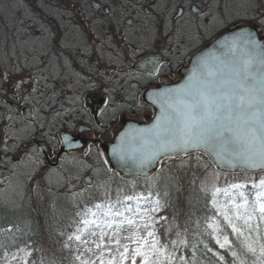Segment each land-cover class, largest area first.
I'll return each mask as SVG.
<instances>
[{
    "label": "snow or ice",
    "instance_id": "1",
    "mask_svg": "<svg viewBox=\"0 0 264 264\" xmlns=\"http://www.w3.org/2000/svg\"><path fill=\"white\" fill-rule=\"evenodd\" d=\"M211 7H209L210 12ZM215 7L219 9L218 2ZM241 7L243 8L244 5ZM194 12L197 15H204L199 7H195ZM237 16L250 22L242 24L240 31L219 39L213 50L197 56L191 74L183 83L174 87H155L145 90L147 100L159 109V114L147 127L129 124L126 129L119 131L117 142L111 148L112 159L132 177L143 176L146 180L151 178L155 184L164 177L159 173L155 177H150L149 169L157 168L165 161H178L176 164L178 169L191 167L190 162L193 157L199 166L207 170L209 164L201 161V154L207 155L220 169L233 172L239 169L246 174L256 171L264 173V38L258 36L256 31L264 29V13L260 16L250 15L245 9L244 12L237 13ZM211 20L220 25L225 23L219 11L211 13ZM42 55L47 56V53ZM38 62L43 63V61ZM27 66L29 65L26 63ZM55 67L53 65V68ZM138 67L144 69L142 74L126 73L121 79L125 80V83L127 79H136L138 82L156 79L161 74L163 62L153 56L146 58L143 63L138 64ZM14 71L19 73L21 69L17 67ZM121 79L108 78L107 83L103 85L95 82L86 85L85 91L100 88L104 93L100 101L101 106L95 110L96 116L115 121L117 113H123L125 110V100H137L134 94L117 100L120 90L127 92ZM46 80V76L29 74L28 77L22 76L13 82L6 72L0 76V92L6 91L5 84H10L16 94L28 91V96L23 98L29 100L37 92L41 96L44 95L40 90V83ZM29 84H31L30 90L26 87ZM132 87L136 88L137 85ZM87 100L86 96H75L72 103L79 102L81 105V108L75 111L91 115ZM63 110L61 106L54 111L58 116ZM31 115L28 113L29 118ZM6 119L9 123L4 138L0 139V163L11 165L13 169L31 165L34 171L29 174L34 175L35 170L43 164L40 154L48 144L54 147L56 143H60L68 149H84L83 145L74 141L67 133H61L57 141L54 135H49L47 132L41 133L45 145L38 147L33 143L37 128L31 120L23 128L13 131V116L7 115ZM50 123L55 126V119ZM95 126L101 131L106 130L99 123ZM44 127L43 123L39 125L40 129ZM94 149L97 162L106 166L95 168L97 176L102 172L118 175L119 173L109 166L105 150L99 148V141L88 144L81 155L77 156L70 152L64 159L67 160L71 156L72 159L79 160L83 167L90 168L92 165L84 158L92 155ZM10 153L23 154L14 161ZM55 171V169L49 171V183ZM76 179L79 177L77 176ZM111 179L112 177H109V180ZM168 179L171 180L173 177L169 176ZM218 180L217 172L213 174L210 188L201 185V191L210 193L211 204L224 223L222 226L220 220L215 216L211 217L212 223H209L205 230L207 235L215 241V246L230 251L233 258L231 264H264V242H261L264 237L260 230L261 223H264V178L252 182V188L256 189L252 200H249V195L244 191L248 188L247 183H233L226 188H220L216 184ZM85 183L89 187L103 188V195L106 198L111 197L108 190L109 181L97 185L89 177ZM132 187H135L134 182ZM230 189L235 191L230 193ZM86 191L87 189H83L81 192H74L72 196L75 199ZM122 191V188L117 190L118 193ZM221 193L228 198L227 203H222L218 199ZM151 195V193L125 195L122 199L117 195L114 202L95 204L93 206L95 211L86 208L84 212L78 213L82 217L79 223L83 227H78L73 235L68 236V240L87 245L90 241L82 239L86 232L97 239L91 240L95 248H85L86 252L93 253L96 258L81 259V254L76 256V261L79 264H97V261L99 264H137L139 258L140 264H204L195 255V245H193L192 258L187 259L184 256L177 258L176 251L161 242L155 229L158 221L151 215L161 209L159 199L154 201L156 207L143 210L139 207L133 208L131 204L126 203L136 201L139 205L141 200L150 202ZM117 205H122L123 211L119 210ZM125 212L140 216L142 222L138 223L136 219L126 216ZM161 219L167 218L161 217ZM125 225L133 231L123 239L130 241L135 247H130L129 243H121L120 231ZM93 226L97 231L89 232ZM113 226L115 229L111 234L105 231L106 228L112 229ZM225 227L230 228L236 235V240L239 241L238 247L229 239ZM106 236L110 241H114L115 249L104 244ZM176 236L178 241H171V244L175 246L179 243L187 247L188 241L180 238L179 232H176ZM65 247L69 245L65 244ZM204 248L206 252L218 257L217 264H228L225 256L220 252H213V248L207 244ZM96 250H99V254ZM105 250L109 253L108 258L105 257ZM20 253L23 255L21 256ZM31 255L30 246L24 244L11 254V260L6 259L5 264H11L13 260L17 261V264H30ZM31 264H35V261Z\"/></svg>",
    "mask_w": 264,
    "mask_h": 264
},
{
    "label": "trees",
    "instance_id": "2",
    "mask_svg": "<svg viewBox=\"0 0 264 264\" xmlns=\"http://www.w3.org/2000/svg\"><path fill=\"white\" fill-rule=\"evenodd\" d=\"M93 1L105 4V6L110 3V0H107L109 2ZM93 1L0 0V73L7 72L11 81L14 82V69L18 66L23 68L20 73H28L32 76L45 73L47 77L46 81L40 83V90L44 93L42 96L37 92L29 100H25L23 97L28 96V91L16 94L10 84H5L6 91L0 92V107L13 100L20 106L28 104L34 109L33 123L37 128L33 137L35 144L44 139L40 131L48 129L47 120L37 118L35 110L44 106L47 109L48 105L52 104L51 102H56L59 90H67L69 87L66 84L74 85L73 82H67L72 68L77 67L78 72L79 70L93 71L90 69H95L97 66L98 62L92 59L86 44L91 34H96L95 28L102 27L107 15L94 10ZM164 1L168 2L169 5V0ZM231 1L241 8L240 13L244 12L245 9L250 15L260 16L264 13V0H199L196 3L208 9L212 6V9L217 2L221 7L222 5L227 7ZM112 2L116 3L115 6L122 13L126 10L127 13L125 14L127 15H131L133 13V10L130 13L132 7L137 5L139 11L145 7H152L155 12L154 16L159 15L154 8L156 0H112ZM177 2V6L189 4L188 1V3L182 4H179L180 1ZM201 2H205V5L202 4V6ZM241 5L244 7L242 8ZM177 6L176 2L170 4L167 19L172 18L173 9ZM215 9L214 7L210 13ZM220 9H222V13L223 7ZM91 11L93 15L97 14L95 18L90 17ZM111 15H113V11ZM233 19L232 25L250 22L241 18L238 19L237 16ZM97 20L99 21L98 27L93 24ZM202 28V25L196 28L199 34ZM129 31L131 29L125 31L126 37H128ZM191 31L194 32V29ZM153 34L156 35L155 32ZM211 35H208V39L214 38L215 34ZM131 40L134 42L133 39ZM45 52L47 56L42 55ZM115 58L123 59L112 56V59ZM89 60H93L91 63L94 67L89 65ZM38 61H43V63ZM26 63L29 66L26 67ZM131 63L132 61L129 62V65ZM53 65L56 67L53 68ZM2 75L0 74V76ZM27 88L30 90L31 85H27ZM43 97L47 103L40 101L39 98ZM73 110L74 107L71 111ZM51 112H49L50 121L48 124L60 116ZM123 113L127 112L124 111ZM3 120L4 118L0 113V124H3ZM41 123L45 124L43 129L39 128ZM9 155L15 161L21 154L13 155L10 153ZM201 158L204 159L205 157L201 155ZM40 159L43 164L38 170L43 169L42 167L46 170L45 159L43 160L41 155ZM174 162L165 161L161 165L157 173L162 175L164 179L155 184L151 178L127 182L119 178L118 175L110 173L111 176L109 177H112L108 185V190L111 193L110 198L103 195V188L85 186L87 191L75 199L72 196L74 192L57 190L54 185L49 183L48 176L41 179L38 170H35L34 175H30L29 173L34 171L31 165L13 169L11 165L0 163V188H5V190L0 189V262L10 258L11 254L16 252L19 247L28 244L32 250V255L29 258L30 264L32 261H35V264H79L76 261V256L82 254L81 259H83L86 245L77 243L75 240H68V236L73 235L78 227H83L79 223L82 217L78 213L84 212L86 208L94 209L93 206L100 202H114L117 195L122 199L125 195H147L151 193L150 202H147L142 209H150L155 204V200H160L161 209L157 213H151L158 221L155 229L161 242L168 244L170 249L176 251L177 258L184 256L191 259L193 245H195V255L198 260L203 261L204 264H217L218 257L214 256L213 253L206 252L204 245L207 244L213 248V252H220L221 255H224L225 261L231 264L233 258L230 251L215 246V241L205 231L207 225L212 223L211 217L215 216L220 220L222 226L224 223L211 204L210 193L201 191V185L204 183L201 178L202 175L198 172L200 167L195 157L190 162L192 166L183 169H178ZM7 175L11 176V180L8 184H4ZM169 176L173 179L169 180ZM219 178L217 186L220 188H226L233 183H247L248 188L244 191L249 195V200H252L256 191L252 188V182H258L264 178V173L257 175L219 174ZM133 182L135 187H132ZM121 188L123 191L118 193L117 190ZM218 199L222 203L228 202V198L223 196H219ZM126 203L131 204V201ZM116 207L123 211L122 205ZM161 217L167 219H161ZM260 230L262 237H264V223H261ZM225 231L229 234V239L233 244L238 247L239 241L236 240V235L231 232L230 228L225 227ZM176 232L180 233V238L188 241L187 247L179 243L175 246L171 244V241H178ZM108 233L110 234V232ZM253 236L255 237V234ZM261 242H264V239ZM65 244H68L69 247H65ZM104 244L116 247L114 241H110L108 236L105 237ZM132 247L135 245L133 244ZM77 248H79V252H77ZM137 264H140L139 258Z\"/></svg>",
    "mask_w": 264,
    "mask_h": 264
},
{
    "label": "flooded vegetation",
    "instance_id": "3",
    "mask_svg": "<svg viewBox=\"0 0 264 264\" xmlns=\"http://www.w3.org/2000/svg\"><path fill=\"white\" fill-rule=\"evenodd\" d=\"M92 4H93L92 6L94 10L103 12L105 15H107V18L111 16V13H112L111 6L106 7L105 4H101L100 2H97V1L92 2ZM193 6L199 7L202 12L204 11L203 7L197 4L190 3V4L179 5L177 7L176 14H178V12L181 11L182 18L180 19V22H179V20L175 21L176 14H174L175 15L174 17L172 16L173 18H171V22L169 24V30L171 31V33L167 36L166 41L157 40L158 36L153 34V32L156 31L158 27H157V24L155 23L156 17L154 16L155 12L152 10V7H145L142 11H140L139 12V14H141L140 18L132 17L130 19H126L124 22H120L118 25V28H121L122 32L119 33V37L121 38V43L122 44L124 43L123 45H125L126 47L133 48V46L135 45L134 42H130V40H128L129 38L126 37L127 36L125 33L126 30L132 29L146 36L145 38H142L139 41V42L144 41V49L142 50V52L138 54V56L135 58L133 63H131V65H129V62H130L129 58L120 59V60H117L119 58L112 59V56L123 57L124 53L120 50L114 49L112 46L110 35L109 34L105 35L103 48L102 49L98 48L96 52L92 54V56L95 57L94 61L98 62L96 68L93 71L79 70V81L77 85L66 84V86L69 87L67 89V92L69 91V93L65 94L63 90H59L60 92L57 95L58 98L56 102L55 101L51 102L52 103L51 105H53L51 107L52 110L54 108V104L56 105V103L59 100H63L64 103L69 107V111L67 113H60L59 114L60 116L57 117L56 119L60 127H62L64 124L66 125L62 133H67L71 135L72 137H74V139L81 137V142L79 143L80 144L83 143L84 149L87 148L88 144H91L94 141H99V148L103 149L102 148L103 145L107 143L108 141H110L112 138H114L116 133H118V131L122 128L124 121L129 120L125 118V116H127L128 113H119V112L117 113V119L115 121L118 120L121 126L117 127L115 130H112V127H113L112 124L115 121H108L107 119H103L98 116L101 127L106 129L104 131H101L100 128H97L95 126L96 125L95 124V117H96L95 110L97 109V107L101 106L100 101L104 93L102 92L100 88H97L96 90L85 91L86 85L91 82H95L97 84L103 85L107 83L108 78H112L113 80L121 79V77H123L124 74L126 73H141L142 74L143 72L134 70V64L145 59L149 53H158L162 57L163 68H162L160 76L153 80L145 79V81H141V82H138L136 79H127L125 77V79H127V82L125 83V80L121 79V83L124 84V88L127 89V92L120 90L119 95L117 96V100H120L121 98H125L129 94H134L137 97V100H125V106H133L135 104L137 105L140 103H144V94H145L146 89L150 90L151 88L160 87L162 85H169L171 83L178 82L181 79L180 71L188 66L190 60L196 54L201 52L205 48L206 45L213 43L215 40L218 39V37H215V36L212 39L211 38L208 39L209 33H206L204 31V28L201 29L200 34H199V31H197L196 29L197 39L194 42L195 44L194 46L192 44L193 42L191 39L185 38L184 36L185 31H191L192 29L195 30V28L189 26V23L182 22L183 19L185 18L187 19L184 21H187V22H193L194 20L198 18L197 16H194L192 14ZM147 8L149 12L145 10ZM134 41H137V39ZM76 73H78V71ZM69 77H68V80L70 82ZM82 77H85L87 79L86 80L81 79ZM132 85H137V87L133 88ZM75 96L88 97L87 104H88L91 115L81 114L75 111V109L81 108V105L79 104V102L73 105L72 100L74 99ZM39 99L43 103H47L45 100V97L39 98ZM27 105L28 104H25L24 106L23 105L20 106L18 104L12 105V110L9 114V111L6 110L5 104H4L2 107H0L1 109L0 113L2 114L4 118H6L7 115H10V116H13V119L15 118L16 120L17 119L20 120L21 117H23L22 109L26 107ZM72 107H74L73 111H71ZM32 110L34 109L32 108ZM76 116H82L86 119V121H83L84 123L81 125H75L77 124V121L79 119V117L75 118ZM70 120L73 124L70 123ZM133 121H136V120H133ZM3 124L5 123L3 122ZM81 126H84L87 129L90 128L91 130L84 131L81 134L79 133V128ZM47 130L48 129L46 128V130L44 131L47 132ZM108 131H110V133H113V136L111 135V137L109 136L106 139H101L98 136L92 137V135L99 134V133L104 135V133ZM60 136H61V133L59 134L57 141L60 139ZM39 142H42L45 145L44 139ZM36 145L39 147L40 143L36 142ZM61 146L62 145L60 143H56L54 147L51 144H48L46 146L47 156L42 155L43 158L46 160V162H47V159H50L49 150L52 153V155H54L53 158L55 159V157L61 151ZM84 149L72 150V151L67 152V154L71 152L79 156L82 154V151ZM84 159L89 164H91L92 167L90 168L83 167L80 164L79 160L72 159L71 156L66 161H61L60 165L74 162L77 164L79 168H83L84 170L85 169L92 170L93 172L95 171V168L97 167L103 168L104 166L97 162V157L95 156V149L92 155H90L89 157H85ZM92 171H89V173L85 174L83 183H84L85 178L87 177H91L93 181H95V178L92 175Z\"/></svg>",
    "mask_w": 264,
    "mask_h": 264
},
{
    "label": "rangeland",
    "instance_id": "4",
    "mask_svg": "<svg viewBox=\"0 0 264 264\" xmlns=\"http://www.w3.org/2000/svg\"><path fill=\"white\" fill-rule=\"evenodd\" d=\"M100 1L109 2L107 0H100ZM177 1H180L179 4L188 3V2H189V4L190 3L191 4L192 3L197 4L196 2H198L199 0H194V1H192V0H169V5H168V2H165L164 0H161V1H157L156 0L154 8H155L156 12L159 15H157V17L155 19V23L157 24L158 29L156 31H154V32H155L156 36H158L157 40L166 41L167 36L169 35V29H168L169 28V24L171 22L170 18L167 19L168 18L167 13H168V10L170 9V4L172 2H176V6H177L178 5ZM115 4L116 3H113L112 0H110V3H108V6L109 7L111 6V9L113 11V15H111L107 19H104V22H103V25H102L101 28L100 27L99 28H95L94 31L96 32V34H94V33L91 34L90 39L88 40V42L86 44V47L89 49L88 53H90L91 56H92V54H94L98 48H101V49L103 48L104 36L109 34L110 37H111L113 48L122 51L124 53V56L122 58L123 59L129 58V60L132 61V63H133V61L138 56V54L140 52H142V50L144 49V41H141V42H139V41H140V39L145 38L146 36H144L141 33H138V32H136V31L131 29V31H129V33H128V38L130 39L131 42H133L131 39H133V40L137 39V41H134L135 45L133 46V48H128L125 45H123L124 43L123 44L121 43V39L119 37V33L122 32V29L118 28V25H119L120 22H124L125 21L124 19H126V18H128V19H130L131 17L140 18L141 17V14H139V12H140L139 10L140 9L137 8L138 5L137 6H133L131 11H130V13H132V10H133V13L131 15H127V14H125V13H127L126 10H124V13H122L121 10L118 9L115 6ZM202 4L205 5V2H201V5ZM197 5H199V4H197ZM177 7L175 9H173V14H172L173 17L175 16L174 14H176ZM214 7H215V5H214ZM214 7L211 9V11L214 9ZM222 7H223V12L221 13L222 9H220V8H222ZM222 7H221V5H219V9H217L215 7L216 9L213 12L219 11V13L224 17L225 23L223 25L215 23V22H213L211 20V13H210V10L207 7H204V11H203L204 15L203 16L192 13L194 16L198 17L193 22L184 21L187 18L183 19V21H182L183 23H189L190 27L195 28L194 32L193 31H185V33H184L185 38L192 40L193 46L195 45L194 42L197 39L196 28H199L200 25L203 26L204 31L206 33H209V34H212V35L215 34V37L220 38L232 26L231 22H233V20H234L233 18L235 16H237V13H240V11H241V8L239 6H236L234 4V2H232V1L227 6L230 9L225 7V6H223V5H222ZM95 16H97V14L93 15L92 11H91L90 17L95 18ZM176 16H177V14H176ZM176 16H175V18H176ZM181 18L175 19V21L179 20V22H180ZM237 18L239 19L240 17L237 16ZM98 23H99L98 20L93 22V24L97 25V27H98ZM227 24H229V25L227 27H225ZM92 59L95 60V57L92 56ZM120 59L121 58H119L117 60H120ZM89 61H90L89 65L93 66L92 63H91L93 60H89ZM20 69H21V71L23 70V68H20ZM72 70L70 71V75H71L70 83L73 82L74 85H77V83L79 81V75H77V74H79V72L76 73L78 71V68L75 67V68H72ZM90 70H94V69H90ZM0 74H4V73L2 72ZM38 75L45 76L46 74L45 73H41V74L39 73ZM22 76L23 77H28L29 75H28V73L26 74V73H20V72L17 73V72H15L14 81L20 79ZM35 76H37V75H35ZM68 82H69V80H68ZM62 88H64V87L62 86ZM63 92L65 94L69 93V91L67 92V90H64ZM16 104L17 103L13 102V100H11V102L8 101L7 104H5V108H6L7 111H9V109L12 110V105H16ZM6 105H7V107H6ZM52 106L53 105H48L47 109H45V106L44 107H40V109L35 110V112H36V117L37 118H39V119L42 118L44 121L47 120V122H46L47 126H48L47 133L48 134L50 133V135H54L56 137V139H58L59 134L63 132V130L66 127V125L64 124L62 127H60L58 125V123L56 122V120H55V126H52L51 123L48 124V122L50 121L49 112H51V109H52L51 107ZM54 106H55V104H54ZM25 109H26L25 107L22 109L23 117H21L20 120H18V119L16 120L15 118L13 119L14 120L12 122L13 131H15L17 129H21V128H23L25 126V123L27 122L25 117H24V110ZM124 111L128 113L127 116H125V118H127L129 120L130 119L131 120H136V121H139V122L145 121V119L147 117H152L153 114H154V110L149 105H147L145 102L137 104V105L135 104L133 106H125V110ZM0 112H1V109H0ZM10 112L11 111H9V114H10ZM32 114H33V118H34V110H32ZM1 116H2V114H1ZM45 117L47 119H44ZM78 117H79V119L77 121V124H75V125H81V124L84 123L83 121H86V119L84 117H82V116H76L75 118H78ZM6 120L7 119L4 118L3 122L8 125L9 122L6 121ZM71 120H70V123L73 124L71 122ZM5 124H2V123L0 124V139L4 138V133H5V130H6ZM112 126H113L112 130H115L117 127H120L121 125H120V122H118V120H117V121L113 122ZM57 129H59V130H57ZM40 133H43V132L40 131ZM23 134L24 133H21V135H23ZM111 135L113 136V133H110V131H108V132L104 133V135L99 133V134L92 135V137L98 136L101 139H106L109 136L111 137ZM9 143H12V141H9ZM33 143H34V139H33ZM38 143H40L41 146H44V143H42V142H38ZM45 148H46V146H45ZM20 154L22 155L23 153H20ZM49 157H50V159H47V162L43 158L45 163L46 164L48 163L47 166H46V170H45L44 167H42L43 169L38 170L39 173H40V178L41 179H44L45 176H48V173L51 170V168H50L51 166L50 167L48 166V165H51L49 163H55V159L53 158L54 155H52L50 150H49ZM201 161L203 163H208L209 167H208L207 170H205L202 166H199L200 167V171H198V172L202 175L201 178L203 180V183L206 186L211 187V184L213 183V174L217 173V171L209 163L207 158H204V159L201 158ZM175 162H174V165H176L178 163V161H175ZM103 167H106V166H103ZM55 170L56 171L53 172L52 176L50 177V179H51V183L50 184L54 185V187L57 188V190H64V191L71 192V193L72 192H77V191H82V189H85V186H84V183H83L84 176H85L86 173H89V171H92V170H86V169L84 170L83 168H79L77 166V164L74 163V162L60 165ZM94 172L92 171V175L95 178V183L97 185H100L102 183V181H104V180L109 181L108 177L111 176L110 173L105 174V173L102 172L99 176H97L96 172L95 173ZM77 176L79 177V179H76ZM6 179L7 180L4 181V184H8L10 182L11 176L7 175ZM219 180H220V178H219ZM219 180L216 181V184L219 182ZM0 189L1 190H5L4 187H2ZM229 191H230V193H232L235 190L230 189ZM219 196L225 197L223 193H221ZM225 198H227V197H225ZM146 203L147 202L141 200L140 204L137 205L136 201H131V206L133 208L139 207L140 209H142L146 205ZM153 207H156V205L154 204ZM93 211H95V208L93 209ZM124 214L126 216H130V217L136 219L138 223L142 222L140 216H133V214L130 213V212H126ZM89 218H92V217H89ZM114 229H115V226H113L112 229H107V231L110 232V234H111V232ZM91 231H97V229H95V227L93 226V227H91L89 229V232H91ZM132 231H133V229L128 227L127 225H125L121 229V231H120L121 243H129L130 247L133 246V244L130 241H126V240L123 239V237L128 236ZM82 239H88L90 241L89 244L86 245V248H89V247L95 248V245L91 243V240H95V239H97V237L90 236L89 233L86 232L83 235ZM76 242L80 243L78 241H76ZM109 247H111L112 249H115L114 245H111ZM96 252H97V254H99V250H96ZM20 255L22 256L23 253H20ZM108 256H109V253L107 252V250H105V257L108 258ZM10 258H8V260H11ZM89 258L90 259H95L96 257L93 255V253L85 252V256L83 257V259H89ZM5 261H6V259L1 261L0 264H5ZM11 264H17V261L13 260V261H11ZM97 264H99V261H97Z\"/></svg>",
    "mask_w": 264,
    "mask_h": 264
},
{
    "label": "water",
    "instance_id": "5",
    "mask_svg": "<svg viewBox=\"0 0 264 264\" xmlns=\"http://www.w3.org/2000/svg\"><path fill=\"white\" fill-rule=\"evenodd\" d=\"M195 7H196V6H195ZM195 7L192 8V12H193L194 14H195V12H194V8H195ZM181 16H182L181 11H179V12H178V15L176 16L175 19H178V18H180ZM242 24H246V23L241 22V23H238V24H235V25L231 26V27L228 29V31H227L223 36H225V35H230V34L233 33V32H238V31H240V26H241ZM256 31H257V33H258V36H261L262 34H264V29H257ZM223 36H221L220 38H218L217 40H215L213 43L206 45V46H205V49H204L203 51L199 52L198 54H196V55L191 59V61L189 62L188 66L180 71L181 79H180L178 82H176V83H171V84H169V85H162V86H160V87H174V86H176V85H178V84H180V83H183V82L187 79V77L191 74L196 57L199 56V55H201L202 53H205V52H208V51L213 50L214 47H215L216 42H217L219 39H221ZM216 54H219V53H216ZM153 56L161 60V56H160L159 54H149L146 58H148V57H153ZM146 58H145V59H146ZM145 59H143L142 61L137 62V63L135 64V66H134V70L139 71V72H144V69L141 68V67H138V64L143 63V62L145 61ZM144 100H145V102H146L149 106H151V107L154 109V115H153V117H149V118H147L146 121H145V123H138V122H134V121H126V122L123 124V128L121 129V131H123L124 129H126V128L128 127L129 124L135 125V126H137V127H147V126L151 125V124L154 122L155 116L159 114V109H158L157 107H155L154 105H152V103H151L150 101L147 100V98H146L145 95H144ZM61 106H63V109H64V110L61 111L60 113H66V112L69 110V107L63 103V100H59L58 103H57V105H56V107L53 109V112L56 113V111H54V110H58ZM28 113H31V114H32L31 108H29V107H27V108L24 110V117H25V119H26L27 121H29V120L32 121V120H33V119H32V115H31V117L29 118V117H28ZM95 123H99V124H100L98 116L95 117ZM81 129H83V131H81ZM84 131H89V130H88L86 127H84V126H81V127L79 128V133L82 134ZM68 135H69V134H68ZM70 136H71V135H70ZM117 137H118V134L116 135V137H115V139H114L113 141H111V142H109V143L103 145V148H104V150L106 151V154H107L108 160H109V162H110V164H111V167L114 168V169H115V172L119 173V175L121 176V178L124 179V180L131 181V180H133V179H135V178L145 179L143 176H139V177H135V178L132 177L131 175H129V174L127 173L126 170L122 169L121 166H120L119 164H117V162H116L114 159H112V156H111V148H112V145L115 144V143L117 142ZM73 139H74V137H73ZM74 141H76V142H81V137L75 138ZM81 145H83V143H81ZM76 149H79V148L68 149L67 147H65V146L62 145V146H61V151H60V153H59L58 156L55 158V163H49V164H51L50 166H51V167H56V166L58 165V162H59L60 159H62V160H66V159H64V157H65L66 155H68L67 152L72 151V150H76ZM41 154L47 156V155H46V148H45V150H44L43 152H41ZM202 155H203V154H202ZM204 156H206V157L208 158V160L210 161V158H209L207 155H204ZM68 158H70V156H69ZM210 163H211V164L216 168V170H217L218 172H220L221 174H225V175H244V174H246V173H244V172L239 171V169L235 170L234 172H233V171H228V170H226V169H220V168H217L213 162L210 161ZM157 169H158V167H157V168L149 169V176L152 177V175L157 171ZM258 173H261V172H259V171H256V172H248L247 174H258ZM87 179H88V177L85 179V181H86ZM87 185H88V184H87Z\"/></svg>",
    "mask_w": 264,
    "mask_h": 264
}]
</instances>
